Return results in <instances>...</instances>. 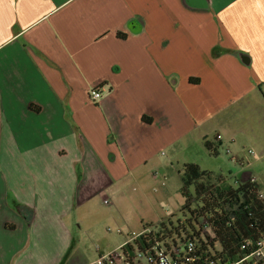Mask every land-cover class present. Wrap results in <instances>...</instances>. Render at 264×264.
I'll return each instance as SVG.
<instances>
[{
    "label": "crops",
    "instance_id": "0c3cea01",
    "mask_svg": "<svg viewBox=\"0 0 264 264\" xmlns=\"http://www.w3.org/2000/svg\"><path fill=\"white\" fill-rule=\"evenodd\" d=\"M263 85L264 0H0V264H58L69 214L246 135Z\"/></svg>",
    "mask_w": 264,
    "mask_h": 264
},
{
    "label": "rangeland",
    "instance_id": "374dc122",
    "mask_svg": "<svg viewBox=\"0 0 264 264\" xmlns=\"http://www.w3.org/2000/svg\"><path fill=\"white\" fill-rule=\"evenodd\" d=\"M262 87L264 90V85ZM256 96V99L246 98L249 106L247 114L243 115L249 116L252 122L246 123L247 134L219 145L217 155L207 153L204 158L194 157L193 161L198 162L200 169L214 175L229 177L249 173L264 191V92L260 96L257 91ZM156 181L155 177L148 188H129L123 194L105 193L107 204L93 199L89 208L69 214L63 222L74 238L58 264H86L101 254L117 249L139 233L144 225H153L170 217L173 220L181 218L180 175L166 176L163 187L158 186ZM232 181V178L228 179V182Z\"/></svg>",
    "mask_w": 264,
    "mask_h": 264
},
{
    "label": "trees",
    "instance_id": "16d2710c",
    "mask_svg": "<svg viewBox=\"0 0 264 264\" xmlns=\"http://www.w3.org/2000/svg\"><path fill=\"white\" fill-rule=\"evenodd\" d=\"M219 142L218 135L211 141L203 139L206 151L214 156ZM179 175L181 218L142 226L139 234L124 244L122 252L152 255V247L158 243L182 246L193 242L201 262L226 264L249 255L264 241V194L258 181L249 176L234 178L230 183L228 176L214 175L196 163L183 164Z\"/></svg>",
    "mask_w": 264,
    "mask_h": 264
},
{
    "label": "built area",
    "instance_id": "2783aa9c",
    "mask_svg": "<svg viewBox=\"0 0 264 264\" xmlns=\"http://www.w3.org/2000/svg\"><path fill=\"white\" fill-rule=\"evenodd\" d=\"M99 98L100 93L97 90L90 92V99L92 101H96ZM248 153L250 154L251 152L248 151ZM263 194L264 191L262 190L261 195ZM103 203L107 204L108 200L104 199ZM138 234L133 235L127 242L134 239ZM125 243L109 253L99 255L96 259L86 264H147L149 262L152 264H213L212 262H201L197 254L196 245L193 242H186L182 246H173L171 243H165L167 247L163 243H158L153 245L152 255L137 251H134L133 254H129L127 250L122 252L121 248L124 249ZM144 254H147L145 258ZM144 260L145 263L142 262ZM258 262H264V241L260 242L257 248L249 255L226 264H257Z\"/></svg>",
    "mask_w": 264,
    "mask_h": 264
}]
</instances>
